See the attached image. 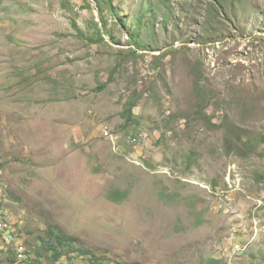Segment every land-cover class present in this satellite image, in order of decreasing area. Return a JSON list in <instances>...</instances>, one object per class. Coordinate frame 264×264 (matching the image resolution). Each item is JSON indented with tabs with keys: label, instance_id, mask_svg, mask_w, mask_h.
I'll list each match as a JSON object with an SVG mask.
<instances>
[{
	"label": "rangeland",
	"instance_id": "1",
	"mask_svg": "<svg viewBox=\"0 0 264 264\" xmlns=\"http://www.w3.org/2000/svg\"><path fill=\"white\" fill-rule=\"evenodd\" d=\"M104 16L0 0V198L29 254L0 264H264V0ZM50 230L88 254L55 260Z\"/></svg>",
	"mask_w": 264,
	"mask_h": 264
},
{
	"label": "clouds",
	"instance_id": "2",
	"mask_svg": "<svg viewBox=\"0 0 264 264\" xmlns=\"http://www.w3.org/2000/svg\"><path fill=\"white\" fill-rule=\"evenodd\" d=\"M1 191V190H0ZM2 193L0 194V197ZM8 200H2L0 198V248L3 250L13 251V261L24 258V262L29 254L27 241L25 239L26 232L23 222L20 220H15L9 215L6 207L1 204L7 203ZM18 263V264H19Z\"/></svg>",
	"mask_w": 264,
	"mask_h": 264
},
{
	"label": "trees",
	"instance_id": "3",
	"mask_svg": "<svg viewBox=\"0 0 264 264\" xmlns=\"http://www.w3.org/2000/svg\"><path fill=\"white\" fill-rule=\"evenodd\" d=\"M98 2V8L99 12L101 14V21L104 25V28L107 29V21L104 16V13L106 10H109L110 12L113 11V0H97ZM122 197H125L124 194H122ZM113 201H116L119 203V199L116 197H112ZM50 238L45 244V250L48 252H53V258L55 260H59L62 257L65 256V249L72 253H83L88 254L87 250H84L81 246L78 245V241L74 239L73 237H67L62 234H58L57 232L50 230ZM90 256V255H89ZM212 264H219L218 261L213 260Z\"/></svg>",
	"mask_w": 264,
	"mask_h": 264
},
{
	"label": "built area",
	"instance_id": "4",
	"mask_svg": "<svg viewBox=\"0 0 264 264\" xmlns=\"http://www.w3.org/2000/svg\"><path fill=\"white\" fill-rule=\"evenodd\" d=\"M239 248H240V245H236L234 252L239 251Z\"/></svg>",
	"mask_w": 264,
	"mask_h": 264
},
{
	"label": "bare ground",
	"instance_id": "5",
	"mask_svg": "<svg viewBox=\"0 0 264 264\" xmlns=\"http://www.w3.org/2000/svg\"><path fill=\"white\" fill-rule=\"evenodd\" d=\"M106 134H108L109 135V133H106ZM111 139H113V136H111ZM3 207H5V205L4 204H1Z\"/></svg>",
	"mask_w": 264,
	"mask_h": 264
}]
</instances>
